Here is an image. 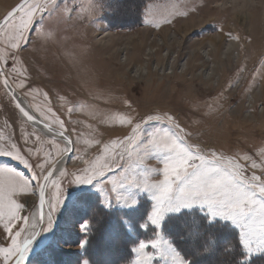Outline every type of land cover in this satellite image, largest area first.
Returning a JSON list of instances; mask_svg holds the SVG:
<instances>
[{"label": "rangeland", "instance_id": "rangeland-1", "mask_svg": "<svg viewBox=\"0 0 264 264\" xmlns=\"http://www.w3.org/2000/svg\"><path fill=\"white\" fill-rule=\"evenodd\" d=\"M19 1L0 0V19ZM232 1L123 0L117 5L114 0H97L89 11L90 0H50L45 11L35 13L19 49L11 47L10 25L0 26V68L12 87L38 117L72 139L68 165L51 175L46 187L50 200L59 184L64 203L53 215L52 228L43 231L46 221L39 229L35 250L23 264H82L84 260L136 264L137 253L132 249L141 240L161 238L173 242L191 264L264 261V251L254 245L252 253L246 252L238 244L239 229L225 227L224 221L201 226L207 241L189 238L193 226L186 225L184 218L175 221L174 227L156 231L151 224L140 227L146 223L141 217L146 218L153 203L141 188L157 182L163 167V152L143 146L149 134L169 143L173 135H179L185 145L198 146L206 157L215 151L241 164L245 177L264 179V0ZM234 2L239 3L236 8ZM107 32L110 35L105 36ZM219 33L234 40L239 49L223 55L227 57L222 61L225 41L217 53H211L208 42ZM145 62L148 72L135 75V64ZM209 67L214 69L213 76L206 80L203 72ZM17 112L0 80V150L15 145L31 165L0 156V167L14 169L29 182L27 189H21L13 179L16 194L12 198L24 203L19 215L30 219V204L37 192L33 189L41 183L31 178L44 174L65 146L20 119ZM149 115L158 119L149 121ZM121 117L141 125L139 139L125 144L126 150L117 147L113 152V141L124 140L131 132L128 124L119 122ZM104 160L111 167L97 177L100 182L95 187L71 182L74 175L91 171ZM3 179L9 183L10 178ZM133 193L135 204L122 206L133 204ZM79 196L87 204H79ZM109 201L112 206L105 207ZM81 222L88 223V232L79 231ZM16 224L27 229L29 220L18 219ZM2 233L0 226V247H5L10 241ZM80 240H87L83 249L78 246ZM145 251L152 257L150 264H171L170 257H162L150 244ZM0 264H4L2 255Z\"/></svg>", "mask_w": 264, "mask_h": 264}, {"label": "snow or ice", "instance_id": "snow-or-ice-1", "mask_svg": "<svg viewBox=\"0 0 264 264\" xmlns=\"http://www.w3.org/2000/svg\"><path fill=\"white\" fill-rule=\"evenodd\" d=\"M50 0H33L14 8L5 17L4 23L10 25L12 32L11 47L19 49L21 41L26 39L25 32L32 25V20L36 12L46 10V5ZM97 0H90L89 11L93 10ZM17 15L19 19L16 20ZM7 83V81H5ZM19 110L28 120H33L27 111L20 104H17ZM166 115L167 120L172 121L173 116ZM158 117L149 115L147 120L151 121ZM121 124H128L131 128L130 134L124 137V140L113 141L112 150L115 152L117 147L124 149L125 144L131 145L139 139L138 132L141 128L140 124H134L132 119L121 117ZM47 127V125H45ZM61 127L63 125L61 124ZM179 128V125H176ZM183 131V129H181ZM61 135L64 133L61 132ZM145 150H157L163 152V167L159 170L160 179L152 184H145L141 191L147 193L153 201L150 211L146 218V223H141L140 227H147L148 224L153 226V230H159L163 227H174V223L184 218L186 225H192L193 229L188 231L189 238L204 239L207 241L209 237L205 236L201 226L210 227L219 221H224L225 227L229 225L239 229L238 244L243 249L252 253L253 246L256 249L264 251V179L260 176L253 175L250 178L243 174V166L231 159L217 155L215 151H210V158L201 154L198 146L185 145L179 135H173L171 142L158 140L154 134H149L147 143L144 145ZM123 150L120 155L123 158ZM22 150H17L15 145L0 150V156H11L17 159L25 167H31L29 160L25 159L21 154ZM105 152L108 147L105 146ZM103 158H98V161ZM198 161V163H197ZM112 162L115 163L113 156ZM43 169V165H37ZM255 167V163L252 164ZM111 165L106 160L99 162L91 171L85 169L81 175H74L72 183L77 185H92L100 181L97 177H103L105 171ZM51 173L33 175L32 180L43 181L37 183L33 191H38L40 196V205L45 204V187L50 178ZM67 175V174H65ZM4 177L10 178L9 183L4 182ZM18 180L21 189H27L29 182L14 169L7 166L0 167V226L3 233L6 234L9 243L7 246L0 247V255H2L4 264H23L28 252L30 251L33 239L39 232L35 231V224L31 225L32 231L23 241H20L22 232L28 231L23 225H17L16 221L22 219L27 222L29 217H21L19 213L25 208L24 203H17L12 197L16 194V185L12 181ZM140 188L139 184L133 185ZM57 195L48 201L49 212L47 215V227L43 231H49L53 226V215L59 209V205L64 203L61 199L60 185H55ZM120 188L124 187L123 183L119 184ZM103 191V189H100ZM112 191H117V185L113 182ZM133 199L132 205L124 204L122 206L132 207L135 204V194H130ZM259 197V198H257ZM121 196L117 195V203L121 202ZM79 204H87V200L79 196L77 197ZM103 203V201H101ZM109 201L105 207H111ZM199 213L200 215H197ZM44 216L41 213L40 222H43ZM18 228L19 230H14ZM89 225L87 222L79 223L80 232H88ZM159 236L160 233L157 232ZM87 244V240H80L78 246L83 249ZM156 249L164 258H171V264H191L187 260L177 246L168 239H153L150 241L141 240L137 247L132 249L137 253L136 264H150L151 255L145 251L148 245ZM82 264H88L84 260Z\"/></svg>", "mask_w": 264, "mask_h": 264}, {"label": "bare ground", "instance_id": "bare-ground-1", "mask_svg": "<svg viewBox=\"0 0 264 264\" xmlns=\"http://www.w3.org/2000/svg\"><path fill=\"white\" fill-rule=\"evenodd\" d=\"M226 1V0H225ZM235 1V0H233ZM232 1V2H233ZM223 2V1H221ZM231 2V1H230ZM243 2L245 3L246 0H243ZM239 5L238 2H234V4L232 6H234V8H236L237 6ZM244 7V6H243ZM210 9V8H209ZM208 10V9H207ZM242 10V9H241ZM238 20V14L236 13L235 15ZM220 18H218L219 20ZM107 35H110V32H107L105 36ZM173 39H175V36H172ZM213 37L209 38L208 42H209V46L211 47V53L212 51L213 52H218V48H219V45L220 43H222V41H225V51H221L222 52V56H220V60L221 58L223 57H227V56H223L225 55L226 53H232V52H235V51H239L238 49V44L232 40V39H224V35H222L221 33L217 34V37H215L214 39H212ZM217 39V40H215ZM227 42V43H226ZM198 44L199 41L197 42ZM126 44V43H125ZM164 44V43H163ZM208 51V50H207ZM210 51V50H209ZM151 52L148 53V56H152V54H150ZM206 53V51H205ZM157 53L153 54L154 56L156 55ZM215 54V53H214ZM147 55V54H146ZM158 55V54H157ZM195 56V54L193 55ZM208 56L210 57V55H208V52H207V58ZM189 58V57H188ZM203 59V58H202ZM222 61V60H221ZM212 65V64H211ZM135 75L139 76L140 74H142L143 72L142 71H145V72H148L147 69H148V65H147V62L145 63H140V64H135ZM213 67V66H212ZM212 67H209L208 71H204L203 72V75L205 76V79L206 80H210V78H212L213 76V68ZM134 75V76H135ZM6 76V75H5ZM7 78V77H6ZM9 81V80H8ZM10 83V82H9ZM11 85V83H10ZM12 86V85H11ZM5 88V87H4ZM6 90V88H5ZM13 90L15 92V94L17 95L18 97V102L20 103V105H22V107L25 109V111H28L29 113H33L37 116V114L32 110L31 106L29 105L30 103L28 102V100H26L22 95H20V93H18L14 87H13ZM7 91V90H6ZM8 92V91H7ZM254 93V92H253ZM253 93L250 95L252 97H256L255 95H253ZM8 94L10 95V93L8 92ZM11 96V95H10ZM12 97V96H11ZM13 99V98H12ZM14 101V100H13ZM18 115L20 117V119L24 120V121H27L25 116L23 115V113L18 109ZM39 118L44 121L40 116ZM28 122V121H27ZM45 122V121H44ZM29 123V122H28ZM32 127H34L31 123H29ZM36 128V127H34ZM40 128L42 130L45 131V135L47 136H50V137H53V138H56L58 139L59 141H62L63 145L65 146L64 148V152L59 156L57 157L58 159V163L56 164V166L53 168L52 170V173L51 175L52 176H55L57 175L62 169L63 167H65L66 165H68V162L70 161V155L65 157V152L66 150L68 149L69 146L72 147V139H71V136L70 134L66 133L68 135V139L67 138H63V137H60L58 134L56 133H53V131L51 130H48L46 128H43L42 126H40ZM40 128H36L37 130H39L40 132H42L40 130ZM56 129V128H55ZM44 134V133H43ZM58 136V137H57ZM50 175V176H51ZM48 196H47V190L45 189V204L43 205V207H41L40 205V196H39V192L37 191L36 194L34 195L33 197V202L32 204H30V210H31V213H30V219H29V225L27 227L28 231L25 232L23 238H22V241L23 239H25L28 235H30L31 231H32V228H31V225L32 224H35V231H36V227H37V224L39 222V219H40V216H41V213H43V216H44V220L42 222V225L41 227L46 223L47 221V215H48V212H49V207H48ZM31 203V201H30ZM40 227V228H41ZM35 239V238H34ZM33 239V242L31 244V247H30V251L28 252V254H30L33 250L35 249H32V248H35V245H36V241Z\"/></svg>", "mask_w": 264, "mask_h": 264}, {"label": "water", "instance_id": "water-1", "mask_svg": "<svg viewBox=\"0 0 264 264\" xmlns=\"http://www.w3.org/2000/svg\"><path fill=\"white\" fill-rule=\"evenodd\" d=\"M22 3H24V0H20L17 4H15L9 11H7L6 13H5V15L0 19V26L4 23V20H5V17L7 16V14L10 12V11H12L14 8H16L17 6H19V5H21ZM0 80H1V83H2V85L6 88V90L10 93V95L12 96V98H13V100H14V103H15V105L17 106V104L19 103L18 102V97H17V95L15 94V92H14V90H13V87L10 85V83H9V81H8V79L6 78V76H5V74H4V72L2 71V69L0 68ZM5 81H7V83H5ZM20 104V103H19ZM21 107H22V105H20ZM18 108V107H17ZM19 109V108H18ZM28 112V111H27ZM29 113V112H28ZM29 115H31L32 117H33V120H28L27 119V117H25L26 118V120L29 122V123H31L34 127H36V128H40V126H42L43 128H46V129H48V130H51V131H53V133H56V134H58L60 137H63V138H67L68 139V135L64 132V131H62V130H59V129H55L54 127H52L50 124H48V123H46V122H44V121H42L38 116H36L35 114H33V113H29ZM45 125H47V127H45ZM40 130L42 131V133H44L45 134V131L44 130H42L41 128H40ZM61 132H63L64 134L63 135H61L60 133ZM58 137V136H57ZM71 149H72V147L71 146H69L68 147V149L66 150V152H65V157H67V156H69L70 154H71ZM58 163V159H56L55 161H53L50 165H49V167L47 168V170L45 171V173H44V175H47L48 173H52V170H53V168L56 166V164ZM41 183H43V181L41 180ZM47 183V182H46ZM45 189H46V187H45ZM45 189H44V191H45ZM40 219H41V216H40ZM40 219H39V222H38V224H37V227H36V231L38 232L39 231V229H40V227H41V225H42V222H40ZM27 257H28V254H27V256H26V258H25V260L24 261H26V259H27ZM23 261V262H24Z\"/></svg>", "mask_w": 264, "mask_h": 264}, {"label": "trees", "instance_id": "trees-1", "mask_svg": "<svg viewBox=\"0 0 264 264\" xmlns=\"http://www.w3.org/2000/svg\"><path fill=\"white\" fill-rule=\"evenodd\" d=\"M122 1H123V0H114V2H115L117 5H121V4H122ZM120 3H121V4H120ZM259 261H260L259 264H264V261H263L262 259H260ZM250 264H252V263H250Z\"/></svg>", "mask_w": 264, "mask_h": 264}]
</instances>
